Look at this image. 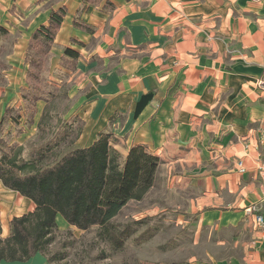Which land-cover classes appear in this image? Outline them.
<instances>
[{
    "label": "crops",
    "instance_id": "1",
    "mask_svg": "<svg viewBox=\"0 0 264 264\" xmlns=\"http://www.w3.org/2000/svg\"><path fill=\"white\" fill-rule=\"evenodd\" d=\"M82 3L0 0V27L10 37L19 32L5 70L22 64L28 69L32 33L65 6L50 55H57V69L66 77L72 103L66 117L80 123L74 149L89 148L107 133L124 164L133 147L144 146L162 163L147 195L155 199L141 217L174 211L177 223L196 235L229 234L217 244L239 255L208 254L209 264H264V238L255 225L259 212L248 211L264 201V0H102L78 14ZM12 12L28 21L13 28ZM76 16L94 33L75 28ZM66 47L80 54L74 71L60 65ZM8 94L0 86V103ZM39 107L36 129L45 113ZM35 209L0 180L2 239L10 236L12 219ZM57 224L75 228L61 215ZM46 263L38 253L26 262L0 264ZM186 264L201 261L190 257Z\"/></svg>",
    "mask_w": 264,
    "mask_h": 264
},
{
    "label": "trees",
    "instance_id": "2",
    "mask_svg": "<svg viewBox=\"0 0 264 264\" xmlns=\"http://www.w3.org/2000/svg\"><path fill=\"white\" fill-rule=\"evenodd\" d=\"M101 1L83 0L78 14ZM66 15L65 6L53 10L48 23L32 33L25 57L28 69L27 87L22 88L23 114L15 107L7 106L0 120V180L8 189L36 205L34 212L11 220L7 239L0 237V263L26 262L44 251L58 230V215L80 231L100 228L101 236L110 240L116 248H122L127 240L154 219L146 217L126 223L116 221L130 202L144 201L156 184L162 160L144 146L133 147L122 164L121 155L109 144L110 135L101 133L91 147L72 149L52 165L36 169L37 164L47 160L70 137L72 122H66L49 141L33 148L28 158L21 157L9 143L10 123L17 125L15 134L20 137L25 127L34 125L38 103H51L55 98L53 90L44 83L43 74ZM74 26L94 33V28L81 22L79 16L75 17ZM9 35L8 30L0 27V43ZM79 57L77 51L66 47L60 65L63 69L74 71ZM22 118L24 126L20 125ZM39 129H45L42 122ZM64 257L62 253L59 257L55 254L48 260Z\"/></svg>",
    "mask_w": 264,
    "mask_h": 264
},
{
    "label": "rangeland",
    "instance_id": "3",
    "mask_svg": "<svg viewBox=\"0 0 264 264\" xmlns=\"http://www.w3.org/2000/svg\"><path fill=\"white\" fill-rule=\"evenodd\" d=\"M13 12L18 13L16 9ZM14 17L16 20L10 22L13 28L15 22L25 24L28 21L20 12ZM22 19L24 20L22 21ZM15 36L19 37V32ZM14 37L5 38L3 46L0 47V86L7 89V93H9L5 100H1L0 120L1 112L6 106L15 107L18 112L23 114L24 103L21 89L27 87L25 82L27 66L13 65L7 71L4 63L10 56ZM56 56L55 53L49 56L47 68L43 74V81L49 89L53 90L55 98L48 106L43 101L38 103L40 110L45 111L46 114L37 118V124L42 122L45 129L40 131L35 128L36 125L25 127L24 134L17 137L15 134L17 125L9 124V130H11V137H8L9 143L21 157L28 158L33 148L49 141L66 122H72L74 131L71 137L63 142L47 160L37 164L36 169L52 165L68 151L74 149L73 141L80 127L79 122L66 117L72 103L68 98L66 77L60 69H57ZM24 123L25 120L22 118L20 125L24 126ZM155 196L154 193L150 194L142 204L129 203L116 218V221L120 223H126L132 219L154 218L144 225L135 236L127 240L122 248H116L110 240L103 238L100 234L101 229L98 227L89 231L60 227L54 234L51 243L41 252L46 258V264H186L190 257L200 260L201 264H209L211 261L208 254L215 255L216 258L239 255L238 249L217 244L220 241L218 239L229 237V234H215L211 238L208 233L196 235L194 229L177 223L178 213L174 211L141 217L147 214L143 210L152 203ZM147 228L149 229L146 231ZM61 253L65 255L63 259L48 260L55 254H58L59 257Z\"/></svg>",
    "mask_w": 264,
    "mask_h": 264
},
{
    "label": "built area",
    "instance_id": "4",
    "mask_svg": "<svg viewBox=\"0 0 264 264\" xmlns=\"http://www.w3.org/2000/svg\"><path fill=\"white\" fill-rule=\"evenodd\" d=\"M259 84L264 89V82L261 81L259 82ZM263 134H264V130H263ZM237 169L242 174L246 172L244 163L241 160L237 162ZM259 170H260L261 175L264 177V162L259 167ZM248 211L249 212H259V214L255 217V225L260 231L262 238H264V201L260 205L251 206L248 209Z\"/></svg>",
    "mask_w": 264,
    "mask_h": 264
}]
</instances>
